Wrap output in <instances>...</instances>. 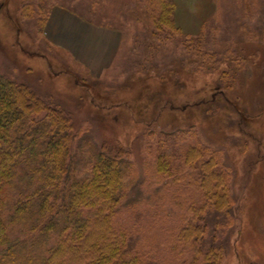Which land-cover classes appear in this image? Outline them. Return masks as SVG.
<instances>
[{
	"label": "rangeland",
	"instance_id": "1",
	"mask_svg": "<svg viewBox=\"0 0 264 264\" xmlns=\"http://www.w3.org/2000/svg\"><path fill=\"white\" fill-rule=\"evenodd\" d=\"M27 1L32 9L20 22V1L0 0V73L32 81L49 102L63 106L72 116L76 130L84 135L77 145L83 168L92 163L96 146L117 140L114 133L103 129V115L84 105L83 94L95 97L101 90L105 96L110 95L109 100L101 99L94 106L103 112L113 103L111 92L122 90L126 94L142 88L140 82L144 81L156 89L152 79L162 74L161 68L214 72L218 84H225L236 77L223 72L243 62L237 78H244L243 87L254 98L255 107L264 106L263 86L253 66L261 63L264 68V0H169L174 4L172 17L178 32L155 22L163 0ZM204 21L207 23L203 26ZM16 37L17 47L11 43ZM238 38H245L246 48L257 49L258 55L251 53L247 59L242 56L235 60ZM25 64L38 70L43 67L52 72L66 69L77 73L76 81L67 78L61 82L68 88L80 86L79 93L68 95L41 83L38 74ZM181 76L174 74L171 79L183 80ZM133 93L137 91L129 94ZM140 93L121 103L124 128L132 127L127 121L130 107L134 104L140 110L143 105L132 102ZM146 95L145 102L152 103L151 112L155 113L160 94L145 90L141 99ZM214 95L206 105L208 117L223 105L221 96ZM225 108L231 126L242 130L229 139L231 147L240 146L243 152L239 174L224 146L209 140L198 127L179 124L177 116L165 115L157 127L141 130L135 139L125 142L126 159L131 165L113 224L125 234L128 248L138 255L141 264H206L207 252L220 246L224 247L223 264H242L236 243L244 212L256 193L249 182L252 170L264 161V142L240 122L229 105ZM193 148L205 151L204 159L215 156L226 173L227 191L232 197L228 214L217 212L206 197L201 185L203 158L200 156L196 165L188 161ZM191 224L202 226L206 232L188 241L185 230Z\"/></svg>",
	"mask_w": 264,
	"mask_h": 264
},
{
	"label": "trees",
	"instance_id": "2",
	"mask_svg": "<svg viewBox=\"0 0 264 264\" xmlns=\"http://www.w3.org/2000/svg\"><path fill=\"white\" fill-rule=\"evenodd\" d=\"M19 1L18 16L22 22L32 6L27 0ZM173 5L163 0L155 22L178 32L172 17ZM203 23L204 26L207 21ZM245 38H238L236 42L235 60L259 53L257 49L246 48ZM11 43L17 47V37L16 42ZM238 63L236 65H241L234 70L228 72L227 68L223 72L236 77L225 84H218L214 72L161 68L162 74H155L152 79L156 89L144 81L140 82L142 88L129 92H141L138 100L132 102L144 105L140 110L134 108V104L130 107L127 117L130 128L123 126L126 118L121 103L137 93L111 92L113 103L103 112L94 106L101 99L109 100L110 95L105 96L101 90L95 97L83 94L84 105L103 115V129L114 133L117 139L114 143L105 141L96 146L92 163L85 168L77 154V145L84 135L76 130L72 116L64 107L49 102L32 81L16 80L0 73V264H141L138 255L128 248L125 234L118 232L113 224L131 165L126 159L125 142L135 139L141 130L157 127L165 115L177 116L179 124L198 127L209 140L224 146L239 174L243 152L240 146L231 147L229 139L242 130L231 126L230 113L223 107L229 105L240 122L264 142V106L256 108L254 98L246 94L244 78H237L245 64ZM25 65L34 75L38 74L41 83L68 95L79 93L80 86L68 88L61 82L67 78L76 81V72L75 75L66 69L63 72L43 67L38 70L30 66V69ZM253 66L264 91L263 65ZM178 73L183 80L173 81L171 77ZM92 88L97 90L93 85ZM145 90L148 94H160L155 113L151 112L152 103L145 102L147 95L141 99ZM217 93L223 105L218 113L211 112L208 117L206 105ZM184 102L189 103L182 107ZM204 155L205 151L193 148L188 153V161L196 165V160ZM201 169V185L206 197L217 212L228 214L232 197L227 191V175L219 168L217 158L212 155L203 158ZM251 174L249 183L254 185L256 193L252 194L250 206L244 212L236 247L242 264H264V161L258 162ZM259 192L263 194L256 196ZM204 232L202 226L191 224L185 230V238L192 241ZM204 258L206 264H223L224 247L209 250Z\"/></svg>",
	"mask_w": 264,
	"mask_h": 264
}]
</instances>
